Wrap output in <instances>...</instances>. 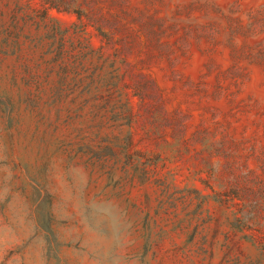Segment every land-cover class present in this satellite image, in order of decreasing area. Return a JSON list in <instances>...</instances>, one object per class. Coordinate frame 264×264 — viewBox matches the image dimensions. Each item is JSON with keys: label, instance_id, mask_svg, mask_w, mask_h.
<instances>
[{"label": "rangeland", "instance_id": "1", "mask_svg": "<svg viewBox=\"0 0 264 264\" xmlns=\"http://www.w3.org/2000/svg\"><path fill=\"white\" fill-rule=\"evenodd\" d=\"M0 264H264V0H0Z\"/></svg>", "mask_w": 264, "mask_h": 264}]
</instances>
